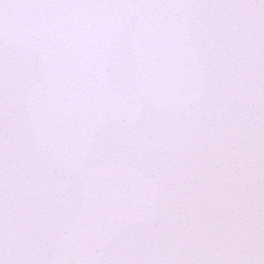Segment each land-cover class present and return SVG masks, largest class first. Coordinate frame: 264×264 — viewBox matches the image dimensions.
I'll return each instance as SVG.
<instances>
[{
	"label": "water",
	"instance_id": "obj_1",
	"mask_svg": "<svg viewBox=\"0 0 264 264\" xmlns=\"http://www.w3.org/2000/svg\"><path fill=\"white\" fill-rule=\"evenodd\" d=\"M0 264H264V0H0Z\"/></svg>",
	"mask_w": 264,
	"mask_h": 264
}]
</instances>
